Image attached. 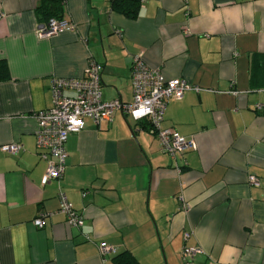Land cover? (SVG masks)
<instances>
[{"label":"crops","instance_id":"crops-1","mask_svg":"<svg viewBox=\"0 0 264 264\" xmlns=\"http://www.w3.org/2000/svg\"><path fill=\"white\" fill-rule=\"evenodd\" d=\"M139 1L128 19L111 0H65L74 28L44 38L39 0H0V264H118L124 253L183 264L185 246L198 248L195 264H264V0ZM139 54L198 89L169 100L161 122L195 148L172 158L145 121L117 111L69 135L64 172L45 183L33 115L52 106L51 78H82L96 62L102 99L129 103ZM11 143L22 149L1 150ZM59 191L81 227L58 213ZM102 243L116 249L104 263Z\"/></svg>","mask_w":264,"mask_h":264},{"label":"built area","instance_id":"built-area-1","mask_svg":"<svg viewBox=\"0 0 264 264\" xmlns=\"http://www.w3.org/2000/svg\"><path fill=\"white\" fill-rule=\"evenodd\" d=\"M1 16V14H0ZM73 24L67 20L50 19L39 27L37 34L48 38L63 30H72ZM101 65L89 62L82 78H51L50 93L52 106L34 113L37 129L35 143L38 156L46 163L45 183L59 179L65 169L67 153L65 143L69 135L81 132L85 127V120L89 119L99 127L103 123L112 121L117 111L128 115L134 122L145 121L148 130L155 134L160 141L162 151L172 158L186 150L194 149L195 143L177 132L162 129L167 102L180 100L187 90H198L182 79L167 80L157 68L149 67L142 54L133 56L130 65L132 99L129 103L120 100L104 101L101 93ZM64 92H71L66 95ZM22 149L19 143H11L1 147L3 152L15 154ZM250 184L258 185V180L249 178ZM58 213L66 218L71 227H81L83 217L67 200L66 195L59 191ZM46 214H39L33 221L34 226L41 229ZM185 240L189 237L185 236ZM197 247L185 246L181 250L183 264H195L194 256ZM102 263L110 255L116 254V249L102 243L99 246Z\"/></svg>","mask_w":264,"mask_h":264},{"label":"trees","instance_id":"trees-1","mask_svg":"<svg viewBox=\"0 0 264 264\" xmlns=\"http://www.w3.org/2000/svg\"><path fill=\"white\" fill-rule=\"evenodd\" d=\"M65 0H39L35 12L40 20L48 22L50 19L60 20L63 16ZM111 10L128 19H135L140 7L139 0H111ZM9 79V70L4 61H0V82ZM118 264H138L127 254L117 256Z\"/></svg>","mask_w":264,"mask_h":264}]
</instances>
